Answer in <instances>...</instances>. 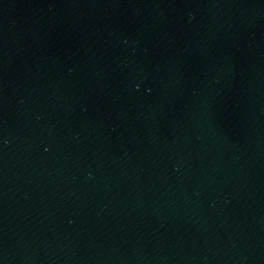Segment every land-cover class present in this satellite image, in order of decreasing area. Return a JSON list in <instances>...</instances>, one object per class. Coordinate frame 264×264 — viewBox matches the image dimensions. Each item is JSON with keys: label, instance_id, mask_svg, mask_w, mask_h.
Wrapping results in <instances>:
<instances>
[{"label": "water", "instance_id": "1", "mask_svg": "<svg viewBox=\"0 0 264 264\" xmlns=\"http://www.w3.org/2000/svg\"><path fill=\"white\" fill-rule=\"evenodd\" d=\"M0 264H264V0H0Z\"/></svg>", "mask_w": 264, "mask_h": 264}]
</instances>
